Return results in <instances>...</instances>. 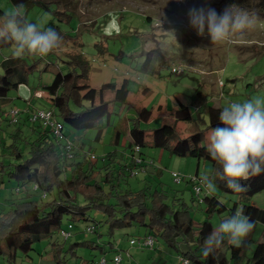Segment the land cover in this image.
<instances>
[{
    "label": "trees",
    "instance_id": "16d2710c",
    "mask_svg": "<svg viewBox=\"0 0 264 264\" xmlns=\"http://www.w3.org/2000/svg\"><path fill=\"white\" fill-rule=\"evenodd\" d=\"M236 3L250 11H255L259 17L264 18V0H226ZM12 4L23 2L26 12L37 7L42 12H48L52 18L44 27L54 28L63 37L62 44L70 34L63 29L57 21L69 23L71 15L67 3L61 0H10ZM5 12L0 7V15ZM148 18V17H147ZM149 19V18H148ZM35 22V20H31ZM61 44V48L63 47ZM9 46L0 45V48ZM57 49L54 54H66L65 64L56 68L52 81L47 84L49 106L36 108L31 101L27 108L20 110L12 107L5 112L0 106V184L14 181V189L9 187L4 199L0 201V258L14 263L18 253L27 256L33 250L34 243L58 235L57 239L49 242L48 253L52 258H60V253L70 252L77 256L75 250L78 245L98 248V259H88L79 264H94L107 258L105 252L111 251L112 241L99 244L96 241L79 240L65 247V241L72 236L71 229L76 222L92 221L87 224L85 231L95 232L105 224L107 234L113 236L114 231L120 228L137 224L146 229L147 234L142 241H138L140 248H151L142 245L143 241L153 235L162 237L168 244L177 248L178 238L186 242L190 248L180 252L182 259H188L191 264H264V241H259L250 256L245 255L250 242V234L241 247H234L226 241L221 248L211 255H203L202 247L205 238L213 231L214 226L210 220L213 213L221 214L227 209L218 195H206L200 198L191 196V204L179 200L174 196L169 203L168 191L163 187H152L149 183L138 189H132L129 177L145 172L149 176L148 166L153 163L150 157L144 154L142 148L146 146V130L140 127V122H148L152 111L148 107L135 108V117L130 118L128 134L114 129L109 136L108 144L112 147L97 155L93 149L86 148L85 137L76 132H86L96 128L93 140L99 141L104 133L101 126L102 119L107 118L110 124V104L132 106L128 102V80L124 79L119 87L112 81L103 83L99 89L87 83L90 63L81 51L72 52ZM51 54V53H50ZM150 54V53H148ZM41 57L24 56L14 58L12 55L0 60V105L9 102L8 91L17 88L28 81V75L36 68ZM151 56H147L142 65L146 70L151 65ZM48 63L43 68L47 70ZM150 63V64H149ZM105 89H113L114 97L111 101L103 98ZM197 105L193 114L186 104L180 103L174 111V119L162 122L152 130V141L149 146L164 152L181 157H192L197 160L196 172L186 177V183L194 188L199 185L192 177L199 178V166L202 159L210 162L212 176L218 167L211 160L204 144L205 132L212 127L221 126L218 116L222 107L214 106L202 99L197 92ZM159 107H161L159 105ZM38 109L51 110L54 119L61 125L59 134L54 132L51 124L40 118L32 119L33 113ZM16 110V113H13ZM26 116L22 119L21 114ZM6 113V114H5ZM206 116V121L202 115ZM179 120H195L205 122V127L197 128L187 136H180L176 125ZM14 124L8 138L1 137L4 129ZM126 136V138H125ZM125 139V141L123 140ZM124 141V143H122ZM205 145V144H204ZM160 169L154 172L160 173ZM182 180V178H181ZM181 181L177 184H180ZM215 183L221 190L235 193L239 201L234 202L230 208L229 216L235 209H243L255 225L264 223V208L251 203V197L264 190V171L247 181H240L243 192H233L227 187L226 181ZM6 189V188H5ZM181 200V199H180ZM3 202V203H2ZM203 205L205 217L196 225L190 210L194 204ZM179 204L178 207H176ZM101 214L102 219H96L94 214ZM70 234L64 238L61 231ZM102 235V234H98ZM133 241L130 243V241ZM154 240V239H153ZM134 245L137 240L128 239ZM110 245V246H109ZM194 247L191 249L192 246ZM153 247V246H152ZM120 255L123 264L122 253ZM125 256L130 257L125 251ZM58 263H61L57 259Z\"/></svg>",
    "mask_w": 264,
    "mask_h": 264
},
{
    "label": "rangeland",
    "instance_id": "374dc122",
    "mask_svg": "<svg viewBox=\"0 0 264 264\" xmlns=\"http://www.w3.org/2000/svg\"><path fill=\"white\" fill-rule=\"evenodd\" d=\"M66 2L71 15L69 23L57 21L63 29L69 31L66 44L60 50L81 51L90 63L87 83L99 89L103 83L114 82L119 87L124 79L128 80V102L132 105L127 108L117 103L110 104L111 118L107 125L104 117L101 126L105 133L99 141L93 137L96 128L86 132H76L85 137L86 148L93 149L97 155L109 150V136L114 129L128 134L130 118L135 117V108L148 107L152 111L148 122H140V127L146 130V146L142 148L144 154L153 160L148 166V174L140 172L137 176H130L132 189H138L149 183L154 187H163L168 191L169 203L175 195L179 200L191 204V196L196 195L195 188L186 183V177L196 171L197 160L186 156L170 154L164 150L159 160L160 149L149 146L152 141V130L162 122L174 119V111L179 102L189 106L194 114L197 105V92L207 103L223 107L229 102L245 101L254 97L264 98V18L256 27L243 36H234L230 41L211 45L210 38L198 36L190 27L187 11L191 7H211L218 13L229 4L226 0H61ZM14 4L10 0H0V7L7 11ZM149 19H148V18ZM26 18L35 20L42 27L52 18L48 12H42L33 7L26 12ZM150 53V54H148ZM12 55L10 47L0 48V60ZM147 56H151V65L142 69ZM37 58L39 56H32ZM66 54L59 52L41 57L36 68L28 75L27 83L18 85L8 91L9 102L0 105L6 113L12 107L26 109L27 102L31 101L36 108H47L49 100L44 86L52 81L56 68L62 67ZM48 63L47 70L43 68ZM150 64V63H149ZM177 68H181L179 73ZM114 97L113 89H105L103 98L111 101ZM159 105L161 107H159ZM5 113V114H6ZM22 119L26 116L21 114ZM202 119L206 121L203 114ZM4 128L6 122L2 123ZM12 124L1 133V137L8 138L9 132L14 129ZM205 127L200 120H179L177 132L184 137L193 133L197 128ZM211 129L205 132L206 136ZM159 168L160 173L154 172ZM171 171L182 175L180 184L175 182ZM199 176H212L211 165L207 160L200 162ZM199 180V178H197ZM200 198L210 194L200 183ZM15 182L9 181L0 184V201L4 199L8 188L14 189ZM6 188V189H5ZM219 200L227 206L221 214L215 212L210 220L214 227L229 217L230 208L239 201L235 193L225 192L217 185L213 192ZM181 199V200H180ZM251 202L264 207V190L255 193ZM3 203V202H2ZM240 207V203L238 204ZM179 204L176 206L178 207ZM194 223L205 217L203 205L194 204L190 210ZM96 219H102L101 214H94ZM92 225V221L76 222L71 229L72 236L65 241V247L79 240L96 241L107 244L112 241L113 249L105 252L108 264H113V256L120 252L123 264H183L180 252L188 250L189 245L178 238L177 248L168 244L162 237L153 235L154 244L151 248H140L138 241H142L147 234L146 229L137 224L130 227L116 229L113 236L107 234V226L100 225L95 232L85 231V226ZM102 235H98V234ZM137 240L134 245L128 239ZM61 242L58 235L42 239L33 245V250L27 256L18 253L14 263L0 258V264H79L88 259H98L100 251L86 245H78L73 256L70 252H61L58 263L48 253L52 240ZM259 241H264V223L258 222L250 233L249 247L245 253L250 256ZM192 246V245H191ZM194 247L192 246L191 249ZM127 251L130 257L125 256Z\"/></svg>",
    "mask_w": 264,
    "mask_h": 264
},
{
    "label": "clouds",
    "instance_id": "9594fccd",
    "mask_svg": "<svg viewBox=\"0 0 264 264\" xmlns=\"http://www.w3.org/2000/svg\"><path fill=\"white\" fill-rule=\"evenodd\" d=\"M189 25L198 36L207 35L211 45L243 36L260 22L255 11L236 3L218 13L211 7H191L187 11ZM63 37L52 27H42L26 18V5L14 4L0 15V45L9 46L14 58L24 56L47 57L61 46ZM218 120L221 126L212 127L202 143L211 160L218 167L214 176L203 174L199 183L210 194L217 184L226 181L233 192H243L240 181H247L264 171V98L254 97L233 101L222 107ZM255 223L237 207L233 215L225 217L205 238L202 254L207 256L222 247L226 241L241 247ZM183 264H191L188 259Z\"/></svg>",
    "mask_w": 264,
    "mask_h": 264
},
{
    "label": "built area",
    "instance_id": "2783aa9c",
    "mask_svg": "<svg viewBox=\"0 0 264 264\" xmlns=\"http://www.w3.org/2000/svg\"><path fill=\"white\" fill-rule=\"evenodd\" d=\"M180 71H181V68H177L176 72L179 73ZM13 113H16V110H13ZM36 118H40V119L44 120L46 123L51 124V126L54 128V132L57 135L59 134V129L61 128V125L54 119L53 113L51 110H44V109L36 110L32 115V119L34 120ZM171 175L174 177L176 183H179L181 181L182 175H180L179 173L171 171ZM192 180L199 182V180L196 177H192ZM195 190H196V195H198L200 193V190H201L200 186L196 185ZM69 234L70 233L66 230L61 231V236H63L64 238L68 237ZM132 242L133 241L131 240L130 243H132ZM153 244H154V240L151 236H148L142 243V245L148 246V247H152ZM183 260L184 259H182V261ZM114 261H115V264H119L121 261L120 255H116L114 257ZM94 264H106V261L104 258H102L100 261L95 262Z\"/></svg>",
    "mask_w": 264,
    "mask_h": 264
},
{
    "label": "crops",
    "instance_id": "0c3cea01",
    "mask_svg": "<svg viewBox=\"0 0 264 264\" xmlns=\"http://www.w3.org/2000/svg\"><path fill=\"white\" fill-rule=\"evenodd\" d=\"M125 138H126V136H125ZM124 141H125V139H123ZM124 141H122V143H124ZM158 155H159V160H161V158L163 157V151L162 150H160V152L158 153ZM196 172V171H195ZM195 174V173H194ZM194 174H192L193 176H194ZM191 175V174H190ZM253 205H256L255 203H254V201H252L251 202ZM256 206H258V207H260L259 205H256ZM262 208H264V207H262ZM110 246V245H109ZM111 249H113V243H112V245H111Z\"/></svg>",
    "mask_w": 264,
    "mask_h": 264
}]
</instances>
